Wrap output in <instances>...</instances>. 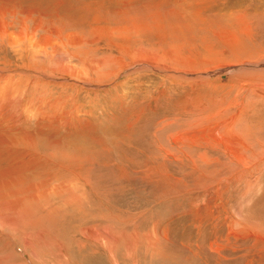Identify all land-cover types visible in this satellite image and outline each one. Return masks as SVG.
Here are the masks:
<instances>
[{
    "label": "rangeland",
    "instance_id": "374dc122",
    "mask_svg": "<svg viewBox=\"0 0 264 264\" xmlns=\"http://www.w3.org/2000/svg\"><path fill=\"white\" fill-rule=\"evenodd\" d=\"M0 8L30 104L0 169L46 190L0 209V264H264V0Z\"/></svg>",
    "mask_w": 264,
    "mask_h": 264
},
{
    "label": "bare ground",
    "instance_id": "6f19581e",
    "mask_svg": "<svg viewBox=\"0 0 264 264\" xmlns=\"http://www.w3.org/2000/svg\"><path fill=\"white\" fill-rule=\"evenodd\" d=\"M6 2V1H5ZM7 6V5H6ZM4 8H0V16L3 15ZM10 15V14H9ZM26 15V14H25ZM13 16V15H12ZM20 20V19H19ZM20 22V21H19ZM11 29V28H10ZM1 34V32H0ZM15 36V34H14ZM17 36V35H16ZM74 36V35H73ZM71 36V37H73ZM13 37V36H12ZM27 37V36H25ZM70 38V37H68ZM75 38V37H74ZM74 43H77L75 40L73 41ZM41 44V43H40ZM12 45V44H11ZM33 52V51H32ZM139 56L136 58H143V59H148L149 56L145 57L141 52L138 53ZM158 59V58H157ZM140 60V59H138ZM137 59H135L133 62L135 63L136 61H138ZM60 61V60H59ZM131 62V61H130ZM142 62V61H141ZM144 62V60H143ZM124 63V62H123ZM127 63V62H126ZM139 62H136L135 64H137ZM241 63V61H240ZM56 64V63H55ZM58 64V63H57ZM122 64V63H121ZM125 64V63H124ZM140 64V63H139ZM230 64V63H229ZM97 65V64H96ZM95 65V66H96ZM221 65H218V67H220ZM225 66V65H224ZM243 66H253V67H260L264 68V60H258L255 63H250V62H246L243 64ZM123 67V66H122ZM127 67V66H126ZM216 67V66H215ZM4 67H2V70ZM120 68V67H119ZM125 68V67H124ZM1 69H0V149L2 147H4L5 145H8V149H11L9 145H14L17 146V140L15 141L14 139H9V135L12 134V130H15L17 127L19 128V123L21 119V117H18L19 115H23L25 113H28V107L30 106V104L28 102H22L21 98H20V92L17 90L16 85H14L16 82H14V78L12 79V73L10 74H1ZM191 69V68H190ZM35 70V69H32ZM121 70V69H120ZM184 70V69H183ZM36 71V70H35ZM64 72L69 71V73L71 72L70 69H63ZM178 71V70H177ZM192 71H198L193 70ZM40 72V71H39ZM73 72V71H72ZM80 72V70L78 71ZM116 72V71H115ZM14 73V72H13ZM67 73V72H66ZM40 74V73H39ZM46 74V73H45ZM42 73V75H45ZM15 75V74H14ZM13 75V76H14ZM24 75V74H23ZM36 75V74H35ZM26 76V75H24ZM46 76V75H45ZM52 76V75H51ZM29 79V78H28ZM48 79V78H47ZM46 79V80H47ZM57 80V79H56ZM61 80V79H60ZM17 81V80H15ZM19 81V80H18ZM51 82V81H50ZM64 82V81H63ZM20 83V82H19ZM62 83V82H61ZM83 83V82H82ZM29 88V87H28ZM21 90V89H20ZM26 90V88H25ZM22 92V91H21ZM24 92V91H23ZM29 92V91H28ZM28 95V94H27ZM25 97V96H24ZM33 97V96H32ZM32 100V98H31ZM36 100V99H35ZM46 100V99H45ZM36 102V101H35ZM34 102V103H35ZM55 102V101H54ZM28 103V104H27ZM57 104V103H56ZM55 104V105H56ZM29 105V106H28ZM54 105V106H55ZM28 106V107H27ZM49 106V105H48ZM33 107V106H32ZM52 107V106H51ZM57 107V105H56ZM31 110V109H30ZM34 110V109H33ZM40 110V109H39ZM48 110V109H47ZM46 110V111H47ZM38 112V111H36ZM40 112V111H39ZM44 112V111H43ZM54 112V111H53ZM52 112V113H53ZM51 113V114H52ZM36 115V114H35ZM39 115V114H38ZM41 119L40 121H45V127H47L49 124V122H51V117L49 115L48 112H45L44 114H41ZM43 116V117H42ZM39 117V116H38ZM19 118V119H18ZM56 118V117H55ZM34 119V117H33ZM37 119V117H36ZM27 122V121H26ZM32 122V121H31ZM34 124V123H33ZM37 126V125H36ZM44 126V125H43ZM25 128V127H24ZM22 130V128H21ZM20 131V129H19ZM17 131V132H19ZM28 131V130H26ZM16 132V133H17ZM25 132V131H24ZM15 133V132H14ZM22 133V132H21ZM20 133V134H21ZM28 135V134H27ZM13 137V136H12ZM17 137V136H15ZM18 139H19V135H18ZM27 139V138H26ZM9 140V142H8ZM20 140V139H19ZM18 142H22V141H18ZM11 143V144H10ZM25 144H28L27 142H25ZM21 145V144H20ZM35 147V146H34ZM5 148V147H4ZM14 148V147H12ZM31 148V147H30ZM2 151V150H1ZM12 151V149H11ZM19 151V150H18ZM27 151V150H26ZM29 152V151H28ZM16 154V153H15ZM28 154V153H26ZM10 156L9 155L7 158H9L10 161ZM15 156V155H14ZM29 156V155H26ZM3 157V156H2ZM30 157V156H29ZM6 158V159H7ZM26 158V157H25ZM4 159V158H3ZM28 159V158H27ZM26 160V159H25ZM23 160V161H25ZM30 160V159H29ZM1 161V160H0ZM16 161V160H14ZM25 163V162H24ZM30 163V162H29ZM5 164V163H4ZM16 164V163H15ZM26 164V163H25ZM28 164V163H27ZM30 165V164H29ZM33 165V164H31ZM3 166V165H2ZM6 166V165H5ZM34 166V165H33ZM32 166V167H33ZM22 166H18V167H14L13 169L11 168L9 171L10 173H8L7 171L3 172V169H0V209L5 206L9 211H11L12 214H15V216L20 215L21 213H24L25 211H23V207H24V200H29V201H33L34 199L39 198V195H43L46 193V190H38L37 189V185L34 184H28L24 187H21L22 180L20 179V170L23 169L21 168ZM6 168V167H4ZM21 168V169H20ZM26 168V167H25ZM31 168V167H30ZM8 169V168H7ZM23 174V173H22ZM24 178V177H23ZM27 180V179H26ZM26 182V181H25ZM28 182V181H27ZM30 183V182H29ZM48 190V189H47ZM44 196V195H43ZM42 196V197H43ZM5 201V202H4ZM27 203V201H26ZM2 211V210H1ZM23 211V212H22ZM2 213V212H1ZM28 213V212H27ZM26 213V214H27ZM34 214V213H33ZM4 218V217H3ZM12 219V218H11ZM8 221V220H7ZM18 219H12L9 222V225H11L12 230L14 229V232L16 233V229L18 226L17 223ZM24 221V220H23ZM29 223V222H28ZM32 223V222H31ZM7 225V223H6ZM24 226V224H23ZM22 230V229H21ZM24 230V229H23ZM19 231V230H17ZM12 233V236L14 238L17 239L18 236L15 237V233ZM23 234L26 233L25 231L22 232ZM27 234V233H26ZM17 235V234H16ZM25 235V234H24ZM32 235V234H31ZM26 236V235H25ZM24 237V236H23ZM26 242V241H25ZM28 242L25 244L27 245ZM12 246V245H11ZM28 246V245H27ZM13 254V253H12Z\"/></svg>",
    "mask_w": 264,
    "mask_h": 264
}]
</instances>
